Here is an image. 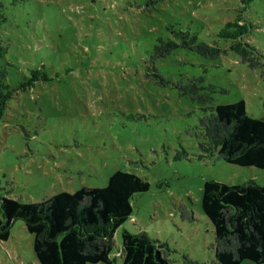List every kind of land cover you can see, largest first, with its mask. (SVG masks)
<instances>
[{
    "label": "rangeland",
    "instance_id": "rangeland-1",
    "mask_svg": "<svg viewBox=\"0 0 264 264\" xmlns=\"http://www.w3.org/2000/svg\"><path fill=\"white\" fill-rule=\"evenodd\" d=\"M1 64L10 62L16 86L44 66L54 77L18 91L0 120V196L41 202L59 192L105 187L122 170L145 179L133 213L115 232L113 264H122V233L145 230L168 244L173 264L187 256L212 264L215 232L201 206L204 183L264 185V170L199 158L204 104L175 87L182 77L212 85L208 105L244 100L264 117V68L227 50L209 58L179 47L157 61L170 84L147 75V58L162 40L189 31L198 41L227 48L219 30L239 15L244 39L264 53V0H0ZM188 155L176 159L178 152ZM193 211L182 218L180 206ZM1 214V213H0ZM34 235L16 219L0 240V264H40ZM102 264V263H101ZM243 264H254L245 261Z\"/></svg>",
    "mask_w": 264,
    "mask_h": 264
},
{
    "label": "trees",
    "instance_id": "trees-1",
    "mask_svg": "<svg viewBox=\"0 0 264 264\" xmlns=\"http://www.w3.org/2000/svg\"><path fill=\"white\" fill-rule=\"evenodd\" d=\"M1 6V4H0ZM6 18L0 14V27ZM249 27L239 15L219 30L218 37L229 41L225 49L198 41L189 31L174 34L179 42L162 40L146 59L147 75L155 76L162 85L170 80L159 73L157 61L168 57L179 47H186L209 58L231 50L243 63L264 68V53L244 39ZM0 31V59L8 46L2 44ZM12 64L0 63V120L5 118L9 101L14 95L39 82L54 80L43 67L30 71L18 85L9 78ZM202 77L180 78L175 87L193 101L204 104L207 112L199 118V158L216 156L218 160L242 167L264 170V117H254L246 109L244 100L208 105L212 99V85H202ZM202 89L210 92L202 93ZM183 150L176 159L187 157ZM150 183L134 173L117 170L108 178L105 187H82L73 193L62 191L41 202H22L0 196V240H7L16 219L25 222L34 235L33 250L40 264H113L116 230L132 216L131 200L149 190ZM201 206L212 222L215 261L212 264H243L245 261L264 264V185L248 180L240 185H228L216 180L204 183ZM182 218L194 219L193 211L180 206ZM168 244L151 238L145 230L122 233V264H173ZM182 264H209L187 256Z\"/></svg>",
    "mask_w": 264,
    "mask_h": 264
}]
</instances>
